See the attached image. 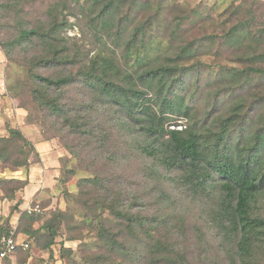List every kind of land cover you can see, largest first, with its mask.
<instances>
[{"label": "trees", "instance_id": "trees-1", "mask_svg": "<svg viewBox=\"0 0 264 264\" xmlns=\"http://www.w3.org/2000/svg\"><path fill=\"white\" fill-rule=\"evenodd\" d=\"M31 1L0 0V15L17 8L15 22L8 24L14 33L0 48L18 44L26 51H37V65L46 71L34 68L30 73L36 86L30 95L38 108L62 118L73 129H94L91 119L99 123L98 117L107 111L110 119L120 118L138 133L134 136L144 154L156 157L160 153L169 169L182 172L181 182L188 190L193 187L215 196L217 206L207 209L217 213L225 234L233 239V264H264V214L256 210L264 206V9L259 5L264 0H240L258 7L244 9V16L224 30L223 37L202 29L209 16L196 17L199 10L170 0H85L81 9L91 32L87 44L69 43L61 36L71 24L64 9L58 12L59 4L47 7L45 16L34 20ZM199 26L202 36H197ZM220 26L224 27L221 22ZM163 28L166 34L160 37ZM226 51L235 52L244 66H218L202 59L205 55L219 58ZM215 65L217 70L212 69ZM11 93L9 99L21 107L15 104L19 93ZM75 109L80 117L65 120ZM171 115L186 116L188 125L179 122L169 128ZM25 120L28 125L37 123L28 115ZM7 127L0 131L1 166L11 171L26 168L29 174L33 164L42 162L37 144L21 126ZM92 175L78 185L94 187V196L86 203L100 221L101 250L117 262L101 254L88 256L89 261L196 264L190 253L174 246L171 231L161 233L162 219L146 223L129 202L110 196L99 174ZM29 183V175L25 180L0 179L1 197L12 202L11 214L20 216L17 233L10 226L0 233V238L13 233L19 243L13 253L0 258L3 264H14L16 256L27 260L30 239L37 234L47 233L45 247L52 248L58 235L56 224L66 217L59 208L52 219L32 228L41 216L22 208ZM45 192L36 194L31 204L42 205L47 193L53 195L52 190ZM105 213L123 225L113 228ZM24 241L29 247L20 244ZM62 248L73 252L65 244Z\"/></svg>", "mask_w": 264, "mask_h": 264}, {"label": "rangeland", "instance_id": "rangeland-1", "mask_svg": "<svg viewBox=\"0 0 264 264\" xmlns=\"http://www.w3.org/2000/svg\"><path fill=\"white\" fill-rule=\"evenodd\" d=\"M236 1L238 3H232L230 0H170L169 3L199 10L201 13L199 12L196 17L209 16L211 20L208 19L202 29L223 37L224 30L244 16L242 15L244 9L258 7L248 1L240 3V0ZM84 2L85 0H79V2L77 0H32L31 7L34 9L29 11L33 14L34 20H37L45 16L44 10L47 7L59 4L58 12L64 9L68 23L71 24L62 30L61 36L69 43L83 41L87 44L90 42L91 32L81 9L84 7ZM259 5L264 9V4ZM16 9L10 8L5 15H0V44L14 33L10 28L12 25L8 24L15 22ZM220 22L224 27H217ZM197 28H199L196 30L197 36H202L201 26ZM165 34L163 28L158 36ZM234 53L231 51L229 54L226 51L221 53L219 58L205 55L202 59L216 63L218 66L229 64L243 67L244 64L240 63V59ZM37 57L35 48L26 51L23 45L7 46L4 50L0 48V131L7 126H21L37 146L42 147L44 143V152L48 161L52 164L57 163L59 177L52 182L53 195H46L41 201L42 205L32 203L26 208L29 213L35 212L41 216L37 223L32 224V228L33 226L37 228L52 219L59 208L65 211L66 217L56 224L58 235L55 237L52 248L45 247L47 239L50 238L47 233L37 234L33 240L30 239L27 260L25 257L17 258L16 256L12 258L14 264H93L87 257H96L99 254L110 262H117L115 256L108 254L107 256L106 251L101 250L102 244L98 239L100 221L94 219L86 203L94 196L92 193L94 187L85 185L82 188L78 185L83 178L92 177V173L100 175L99 178L103 179L110 196H121V199L132 205L135 212L145 216L146 223L150 224V219H162L161 233L171 231L174 246L177 249L182 248L187 254L190 253L196 264H233L230 256L234 250L233 239L225 234V229L217 220V213L212 211L217 206L218 200L208 191L195 190L192 189L193 187L188 190L187 186L181 182L182 172L169 169L160 153L156 154V157L144 154L139 148L138 136H134L138 133L133 127L122 123L118 117L110 119L112 114L107 111L106 116L98 117L100 120L97 119V115L92 117L99 121L98 123L91 119L96 124L94 129L86 130L80 127L73 129L67 127L62 118L58 119L45 109L38 108L30 95L36 87L30 73L34 68L42 73L46 71L41 70L37 65ZM212 69L218 68L216 66ZM48 74L56 75L55 72ZM22 91H25L23 96L20 94ZM11 92L15 95L19 93L20 99L15 100V104L21 107L14 106L9 99L10 96L12 97ZM26 115L35 119L37 123L28 125L25 120ZM82 115L85 114L82 113ZM70 116L79 118V110L75 109L64 119L67 120L66 118ZM171 118L173 120L167 122L169 128L171 124L179 122L188 125L186 116L171 115ZM7 121L11 124L5 125ZM32 156L36 159L34 154ZM27 175L26 168L11 171L4 169L0 163V179L25 180ZM40 179L39 176L38 180ZM57 180H59L58 183ZM180 182L181 184H177ZM104 193L105 191L101 194ZM119 193L122 194L118 195ZM2 195L3 192L0 191V233L2 228H8V226L11 232H16L20 216L11 214L12 202L8 198L1 197ZM210 206L212 210L207 209ZM256 210L264 214L262 204L259 208L256 207ZM93 212L96 210L94 209ZM105 217L111 222L113 228L123 225L122 221L109 217L108 213H105ZM62 244L73 252L62 251ZM263 260L262 257L261 261ZM0 264H3L1 260Z\"/></svg>", "mask_w": 264, "mask_h": 264}, {"label": "crops", "instance_id": "crops-1", "mask_svg": "<svg viewBox=\"0 0 264 264\" xmlns=\"http://www.w3.org/2000/svg\"><path fill=\"white\" fill-rule=\"evenodd\" d=\"M37 147L40 151L42 162L33 164L32 167L30 168V171L28 174L30 183L27 185L25 189V199L26 200H25V203L22 205L23 209H26L31 204L36 194L41 193V195H44V192L46 191L45 188H47L48 185L50 186V187L48 186V189L53 190L54 184H52V182L55 181L56 177H59L58 176L59 170L56 169L57 163L55 162L54 164H52L51 162L48 161L47 156H45L44 143L42 147L40 146H37ZM52 159L54 160V158ZM39 176L41 177L40 180H38ZM46 195H48V193Z\"/></svg>", "mask_w": 264, "mask_h": 264}, {"label": "built area", "instance_id": "built-area-1", "mask_svg": "<svg viewBox=\"0 0 264 264\" xmlns=\"http://www.w3.org/2000/svg\"><path fill=\"white\" fill-rule=\"evenodd\" d=\"M178 128H181V126H178ZM18 244L19 243L13 236V233H11L10 235H2L0 238V258H3L10 253H13L17 249ZM20 244L24 248L29 247L28 242L24 241V242H21Z\"/></svg>", "mask_w": 264, "mask_h": 264}]
</instances>
